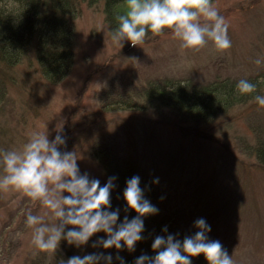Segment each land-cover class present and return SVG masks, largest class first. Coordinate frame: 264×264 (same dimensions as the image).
Segmentation results:
<instances>
[{
  "label": "rangeland",
  "instance_id": "rangeland-1",
  "mask_svg": "<svg viewBox=\"0 0 264 264\" xmlns=\"http://www.w3.org/2000/svg\"><path fill=\"white\" fill-rule=\"evenodd\" d=\"M212 3L229 25L232 47L226 53L211 41L199 52L182 50L170 30L162 37L147 35L140 47L128 40L114 43L104 6L84 1L74 24L73 65L63 80L48 81L32 49L19 64L0 61V160L6 151L21 150L33 133L47 135L50 142L60 135L65 144L58 150L76 153L80 174L98 179L103 187L111 176L93 152L111 141L124 160L137 166L144 198L158 209L144 222L165 221L179 239L184 231L195 235V222L204 219L211 227L208 238L218 240L234 264H264V165L247 149L264 130V107L250 99L212 121H199L162 104L131 108L122 103H141L138 94L149 83L168 79L202 85L264 80V0ZM13 4L0 0L3 6ZM117 11L126 13V1ZM257 59L262 60L259 66ZM149 182L153 191H148ZM114 185L107 210L119 209L120 224L137 213L124 199L126 184L115 179ZM29 212L50 226L58 223L39 201L0 191V264H64L73 256L139 254V242L132 252L126 246L119 252L93 247L107 239L104 232L79 248L61 240L55 252H42L26 226ZM71 228L66 226L65 233Z\"/></svg>",
  "mask_w": 264,
  "mask_h": 264
},
{
  "label": "clouds",
  "instance_id": "clouds-1",
  "mask_svg": "<svg viewBox=\"0 0 264 264\" xmlns=\"http://www.w3.org/2000/svg\"><path fill=\"white\" fill-rule=\"evenodd\" d=\"M126 5V13L117 17L119 26L112 35L114 43L128 40L133 47H140L149 32L162 37L165 30H170L181 42L182 50L199 52L209 41L221 53L232 47L228 36L229 25L219 15L212 0H126ZM255 63L259 66L262 60L257 59ZM237 89L245 95L255 92L256 86L241 79ZM255 100L260 107H264V96L257 95ZM63 144L65 141L60 135L50 142L47 135L36 132L21 150L6 151L0 160L4 172L0 176V191L21 192L31 200L39 201L58 221L50 226L43 216L29 212L26 226L33 230L32 243L38 250L51 253L57 250L61 240L79 248L96 233L104 232L107 239H100L93 247H115L119 252L126 246L129 252L134 251L143 238V218L158 213V209L144 198L140 178L134 176L129 179L123 193L128 208L134 210L137 216L131 220L125 216L118 224L119 209L107 210L111 208V191L116 178L110 177L102 187L98 179H90L88 174L81 175L77 154H62L58 150V146ZM154 182L158 184L159 180ZM65 192L69 195L65 196ZM69 225L72 228L65 233ZM195 227L199 231L193 236H186L183 241L171 234L166 238L157 236L152 244L157 254L154 257L141 255L135 264H191L190 257L200 255L206 258L208 264H234L223 245L208 238L211 227L204 219H198ZM164 231L167 232L166 227ZM116 259L124 264L122 257L117 256ZM101 260L111 264L112 256L102 253L73 256L64 264H100Z\"/></svg>",
  "mask_w": 264,
  "mask_h": 264
},
{
  "label": "trees",
  "instance_id": "trees-1",
  "mask_svg": "<svg viewBox=\"0 0 264 264\" xmlns=\"http://www.w3.org/2000/svg\"><path fill=\"white\" fill-rule=\"evenodd\" d=\"M84 1L90 5L101 3L111 30L115 31L118 28L117 17L124 13L117 10L126 0H14L11 7L0 5V61L9 65L19 64L32 49L44 77L53 83L63 80L73 65L74 24L80 10L79 3ZM147 35H151V32ZM243 79L254 84L256 91L241 95L237 89L240 80L237 79L215 80L203 85L168 79L149 83L138 94L141 103L134 99L122 103L131 108H143V102L157 103L181 111L194 120L212 121L220 112L238 103H246L250 99H255L257 95L263 96L264 80ZM262 131L257 144L248 143L247 149L256 154L264 165V130ZM113 146H115L113 142L107 141L101 146H96L93 154L109 176L115 177L127 186V181L132 177L140 178L139 170L135 164L131 165L130 160H124ZM153 185L152 182L147 183L148 191L154 190ZM165 227L167 232L164 231ZM175 231L171 225H166L165 221L150 218L144 222V231L141 234L143 238L139 241V254L134 251L120 257L123 258L124 264H135L141 255L154 257L157 254L152 249L155 238L157 236L166 238L167 235L176 233ZM188 233L185 231L180 233L179 240L183 241L186 236H191ZM190 259L191 264H208L203 255ZM100 264H105V261L101 260ZM111 264H120V260L112 258Z\"/></svg>",
  "mask_w": 264,
  "mask_h": 264
}]
</instances>
